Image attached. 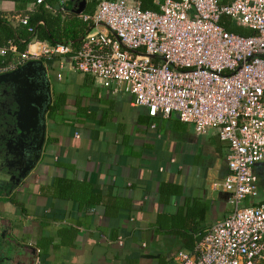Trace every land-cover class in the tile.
<instances>
[{
	"label": "crops",
	"instance_id": "crops-1",
	"mask_svg": "<svg viewBox=\"0 0 264 264\" xmlns=\"http://www.w3.org/2000/svg\"><path fill=\"white\" fill-rule=\"evenodd\" d=\"M0 10L12 18L16 5L2 2ZM55 66L66 82L54 97L66 94L67 104L47 118L36 169L14 186L0 174V249L32 264H167L192 251L232 211L228 194L213 188L229 174L228 144L175 115L151 118L132 95L71 64ZM257 187L252 201L260 202Z\"/></svg>",
	"mask_w": 264,
	"mask_h": 264
},
{
	"label": "built area",
	"instance_id": "built-area-1",
	"mask_svg": "<svg viewBox=\"0 0 264 264\" xmlns=\"http://www.w3.org/2000/svg\"><path fill=\"white\" fill-rule=\"evenodd\" d=\"M223 17L255 35L229 32ZM82 18L90 29L78 50L34 40L18 61L0 63V74L60 57L111 92L132 95L151 118L175 115L198 135L215 130L228 144L229 174L213 188L228 194L232 211L168 264H264V204L252 201L253 170L264 162V0H163L158 11L104 0Z\"/></svg>",
	"mask_w": 264,
	"mask_h": 264
},
{
	"label": "trees",
	"instance_id": "trees-1",
	"mask_svg": "<svg viewBox=\"0 0 264 264\" xmlns=\"http://www.w3.org/2000/svg\"><path fill=\"white\" fill-rule=\"evenodd\" d=\"M6 1L15 3L16 14L9 18L6 13L0 10V48L7 49L5 55L0 56L1 64H11L18 61L20 55L28 50L34 40L54 47L69 46L73 51L78 50L90 29L89 23L83 20L82 15H93L104 0H87L82 14L76 12L77 8L62 4V0H42L41 4L37 3L38 0H0V3ZM162 1L160 0L159 4ZM135 3H138L143 10H159V4L156 3V0H136ZM48 7L53 8V10ZM17 15L19 17L16 20ZM20 17H27L28 24H22L19 21ZM221 24L229 32L235 34L255 35L254 30L236 25L229 17H223ZM10 46H15L17 53L12 52ZM57 59L60 60V57L53 60L42 59V61L49 68ZM66 104V94H61L55 98L49 109L48 117L54 118ZM262 204H264V200L254 202L253 205Z\"/></svg>",
	"mask_w": 264,
	"mask_h": 264
},
{
	"label": "water",
	"instance_id": "water-1",
	"mask_svg": "<svg viewBox=\"0 0 264 264\" xmlns=\"http://www.w3.org/2000/svg\"><path fill=\"white\" fill-rule=\"evenodd\" d=\"M87 0H82L76 10L82 14ZM0 85L10 87L18 106L14 114L18 135L12 141L28 137L30 145L36 144L34 154L30 153L28 165L15 178L17 184L24 181L39 164L45 148L47 135V113L53 102L52 86L46 64L42 60L27 62L24 66L0 74ZM31 148L28 146V149ZM0 264H32L25 260L23 253L15 249H0Z\"/></svg>",
	"mask_w": 264,
	"mask_h": 264
},
{
	"label": "flooded vegetation",
	"instance_id": "flooded-vegetation-1",
	"mask_svg": "<svg viewBox=\"0 0 264 264\" xmlns=\"http://www.w3.org/2000/svg\"><path fill=\"white\" fill-rule=\"evenodd\" d=\"M52 97L53 104L55 101L53 91ZM17 108L18 106L10 87L7 85H0V174L7 180L6 182L10 186L17 184V180L15 178L12 179V177L18 176L28 165L30 158L29 151H31L32 154L36 153V144L30 145L27 136L22 137L19 141H12L18 135L16 119L14 117ZM48 113L47 118L49 116ZM28 146L31 148L28 149Z\"/></svg>",
	"mask_w": 264,
	"mask_h": 264
},
{
	"label": "rangeland",
	"instance_id": "rangeland-1",
	"mask_svg": "<svg viewBox=\"0 0 264 264\" xmlns=\"http://www.w3.org/2000/svg\"><path fill=\"white\" fill-rule=\"evenodd\" d=\"M60 60H55L53 63L57 66H59V62H61ZM58 63V64H57ZM52 64V65H54ZM63 64L66 65V67H69V65L71 64V62L69 60H63ZM46 66L48 67V65L46 64ZM55 66V69H57ZM49 69V68H48ZM52 70L49 69L48 73H49V78L51 81V86H52V91L55 93L59 92V91H63L64 90V85H65V73L62 72V76H64L63 78V82L57 81L56 76L53 75V73L51 72ZM60 71V70H59ZM65 72V71H64ZM59 75H57L58 78ZM61 76V77H62ZM59 79V78H58ZM255 174L256 176L259 178V182H257V184H259L261 192L264 194V163H259L255 166ZM247 202L245 204H243V206H246Z\"/></svg>",
	"mask_w": 264,
	"mask_h": 264
}]
</instances>
